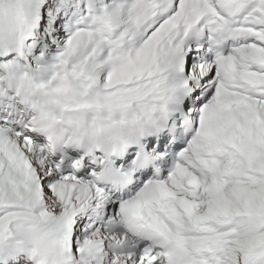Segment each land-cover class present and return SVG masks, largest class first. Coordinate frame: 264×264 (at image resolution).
Wrapping results in <instances>:
<instances>
[{"label": "snow or ice", "instance_id": "6c2138e0", "mask_svg": "<svg viewBox=\"0 0 264 264\" xmlns=\"http://www.w3.org/2000/svg\"><path fill=\"white\" fill-rule=\"evenodd\" d=\"M0 264H264V0H0Z\"/></svg>", "mask_w": 264, "mask_h": 264}]
</instances>
